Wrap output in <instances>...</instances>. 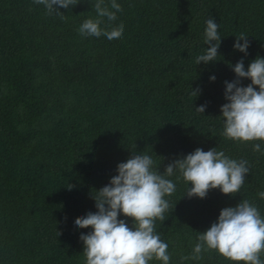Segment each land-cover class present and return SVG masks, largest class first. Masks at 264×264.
Returning a JSON list of instances; mask_svg holds the SVG:
<instances>
[{"label": "trees", "instance_id": "obj_1", "mask_svg": "<svg viewBox=\"0 0 264 264\" xmlns=\"http://www.w3.org/2000/svg\"><path fill=\"white\" fill-rule=\"evenodd\" d=\"M116 2L123 11L115 21L104 17L101 27L122 22L124 32L110 41L78 32L97 17L96 0L59 8L64 19L46 15L33 0H0V264H86L80 235L92 229L74 221L97 211L93 196L118 174L119 163L148 154L163 173L195 149L215 147L249 162L239 193L217 188L204 199L188 198L192 185L176 170L167 177L176 184L165 197L171 208L156 231L168 244L170 264H243L215 250L199 260L182 257L192 256L223 208L248 200L264 216L258 195L264 141L225 138L220 111L228 102L225 81L236 79L234 65L243 59L247 70L264 58V0ZM209 17L219 24L220 56L196 65L207 48ZM241 33L250 41L247 56L233 48ZM250 83L241 79V86ZM201 105L203 114L195 111ZM256 143L261 152L253 150ZM119 218L133 227L131 218Z\"/></svg>", "mask_w": 264, "mask_h": 264}, {"label": "clouds", "instance_id": "obj_2", "mask_svg": "<svg viewBox=\"0 0 264 264\" xmlns=\"http://www.w3.org/2000/svg\"><path fill=\"white\" fill-rule=\"evenodd\" d=\"M33 3L44 5L46 15L55 14L64 19V13L59 8L76 6L80 0H33ZM94 8L97 17L86 19L78 29L79 34L97 38L105 36L110 41L120 39L124 32L122 22L111 30L101 25L104 17L115 21L117 13L123 11L122 6L116 0H111L110 7L105 0H96ZM218 29L219 24L209 17L204 32L207 48L204 54L196 57V65L214 62L220 56L221 36ZM247 37L241 33L236 36L233 45L245 56L250 47ZM233 71L236 79L225 81L224 95L228 102L220 109L224 121L222 134L227 139L242 143L264 141V58H255L247 70L241 59L234 65ZM242 78L250 79L251 83L241 86ZM215 79V76L210 77L211 81ZM254 86H258L259 90ZM199 91L192 90L191 95L196 97ZM205 108L206 105H201L195 111L203 114ZM253 150L261 152V145L254 144ZM176 170L187 184L192 185L187 187L185 195L204 199L210 190L217 188L225 195L238 194L250 167L247 160L232 159L216 147L208 151L197 148L167 164L161 173L150 155L133 153L126 162L117 165L118 174L111 178L109 184L96 191L93 199L97 211L88 212L74 221L78 229H92L80 235L86 264H149L153 260L170 264L168 244L156 231V221L163 224L165 213L171 208L165 197L176 191V184L167 177L173 176ZM72 187L70 185L69 190ZM258 195L264 199V192ZM121 214L132 219L133 227L119 218ZM212 250L232 262L264 264V216L258 208L248 200H241L235 207L223 208L218 220L198 236L192 256L182 259L199 260L203 252Z\"/></svg>", "mask_w": 264, "mask_h": 264}]
</instances>
